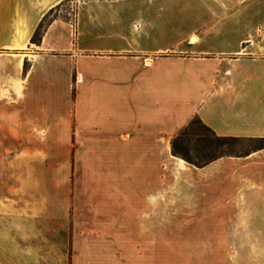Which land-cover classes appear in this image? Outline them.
<instances>
[{"label":"crops","instance_id":"1","mask_svg":"<svg viewBox=\"0 0 264 264\" xmlns=\"http://www.w3.org/2000/svg\"><path fill=\"white\" fill-rule=\"evenodd\" d=\"M68 1L0 0V264H161L172 140L264 138V0H80L33 44ZM220 167L223 264H264V149Z\"/></svg>","mask_w":264,"mask_h":264},{"label":"rangeland","instance_id":"2","mask_svg":"<svg viewBox=\"0 0 264 264\" xmlns=\"http://www.w3.org/2000/svg\"><path fill=\"white\" fill-rule=\"evenodd\" d=\"M78 1L69 0L64 3V6L54 11L50 19L55 17L74 22ZM251 145L243 143L235 151L248 152L252 149ZM75 160L73 156L72 162L75 163ZM174 161L168 156L165 248H162V237L161 264H223L221 167L209 175H202L195 169L197 167L188 165L194 172L185 174L174 169ZM103 210L109 211L110 208L104 205ZM138 254L123 252L120 257L125 259V264H133V261L138 260ZM142 254L144 259H148L146 264H154L155 255L158 260V252L147 251Z\"/></svg>","mask_w":264,"mask_h":264},{"label":"trees","instance_id":"3","mask_svg":"<svg viewBox=\"0 0 264 264\" xmlns=\"http://www.w3.org/2000/svg\"><path fill=\"white\" fill-rule=\"evenodd\" d=\"M59 8V7H58ZM57 9V8H56ZM51 10L37 28L32 43L40 45L49 25L56 19ZM248 142L252 149L238 153L237 146ZM171 153L187 164L203 168L224 157H242L264 149V138H227L218 136L199 117H195L173 140Z\"/></svg>","mask_w":264,"mask_h":264},{"label":"bare ground","instance_id":"4","mask_svg":"<svg viewBox=\"0 0 264 264\" xmlns=\"http://www.w3.org/2000/svg\"><path fill=\"white\" fill-rule=\"evenodd\" d=\"M196 38H193L192 39V42H196ZM172 158L176 161V165H177V168L179 170H186L187 167H188V164L183 160V159H180V158H176L174 156H172Z\"/></svg>","mask_w":264,"mask_h":264}]
</instances>
